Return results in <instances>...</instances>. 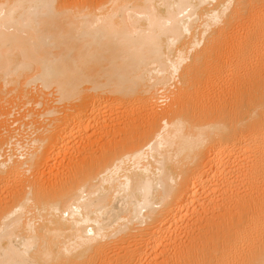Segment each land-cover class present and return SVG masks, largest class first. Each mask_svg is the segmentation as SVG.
Wrapping results in <instances>:
<instances>
[{"label":"bare ground","instance_id":"bare-ground-1","mask_svg":"<svg viewBox=\"0 0 264 264\" xmlns=\"http://www.w3.org/2000/svg\"><path fill=\"white\" fill-rule=\"evenodd\" d=\"M0 264H264V0H0Z\"/></svg>","mask_w":264,"mask_h":264}]
</instances>
